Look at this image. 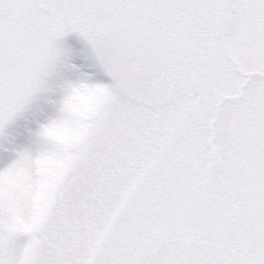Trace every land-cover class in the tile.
<instances>
[{
    "label": "snow or ice",
    "instance_id": "snow-or-ice-1",
    "mask_svg": "<svg viewBox=\"0 0 264 264\" xmlns=\"http://www.w3.org/2000/svg\"><path fill=\"white\" fill-rule=\"evenodd\" d=\"M0 264H264V0H0Z\"/></svg>",
    "mask_w": 264,
    "mask_h": 264
}]
</instances>
